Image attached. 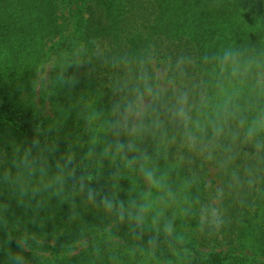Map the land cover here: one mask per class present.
<instances>
[{"label": "trees", "instance_id": "obj_1", "mask_svg": "<svg viewBox=\"0 0 264 264\" xmlns=\"http://www.w3.org/2000/svg\"><path fill=\"white\" fill-rule=\"evenodd\" d=\"M228 45L264 49V0H0V173L10 169L13 177H22L20 159L13 154L23 153L39 136L42 150L53 149L49 156L53 165L71 145L91 186L110 191L109 160L97 157L90 163L84 158L89 147L86 121L94 111L107 110L111 102L106 83L86 74L88 68L98 73L106 67L97 54L108 61L133 63L149 54L161 61L171 57L175 62L179 55L199 61L205 52ZM78 57L85 68L69 66ZM89 58L91 65H87ZM49 63L53 118L26 99L42 66ZM61 65L69 73H78L72 87L57 81ZM91 125L103 138L97 122L92 120ZM148 143L150 150L155 147ZM173 150H168L167 163L177 166L176 185L182 186L192 172L198 177L186 189L191 196L204 201L212 197L214 189L206 180L210 166L217 169L219 186L225 188L226 225L219 232L201 233L196 219L183 221L191 225L186 234L191 255L182 264H264V161L244 143L236 145L238 156L227 167H219L217 161L201 166L198 157H193L192 165H177ZM159 163L164 165L165 160ZM234 168L239 170L240 184L232 180ZM249 168L254 169L252 185L245 174ZM54 172V167L49 169V175ZM129 194L135 195L133 185L121 180L120 198ZM73 199L78 215L70 221ZM109 227L120 237L116 245L120 264H136L142 257H127L126 248L133 241L126 227L102 210L80 206L79 194L70 187L60 197L45 193L29 200L0 183V264H12L10 251L22 255L26 264H112L106 243ZM85 238L87 247L82 244ZM16 240H22L24 247L18 248ZM157 257L175 261L167 248Z\"/></svg>", "mask_w": 264, "mask_h": 264}, {"label": "clouds", "instance_id": "obj_2", "mask_svg": "<svg viewBox=\"0 0 264 264\" xmlns=\"http://www.w3.org/2000/svg\"><path fill=\"white\" fill-rule=\"evenodd\" d=\"M97 58L106 67L98 73L88 68L86 74H95L106 83L111 102L107 110L94 111L86 121L89 147L84 158L90 163L97 157L109 160L111 190L91 186V178L81 170L71 145L53 165L49 160L53 149L42 150L39 136L23 153L13 154L20 159L22 177H13L12 171L5 169L0 173V183L29 200L45 193L60 197L70 187L79 194L80 206L102 210L117 225L126 227L133 241L126 248L128 258L157 260V254L167 248L175 264H182L191 255L186 246L191 225L183 221L196 219V230L201 233L219 232L226 225L222 206L225 188L217 186L206 201L191 196L186 189L197 183L198 177L192 172L182 186L176 185L174 176L179 172L177 166L167 163L168 150L174 149L172 158L177 165H192L193 157H198L201 166L217 161L219 167H227L238 156L236 145L244 143L264 161V49L228 45L205 52L199 61L186 55H179L175 62L171 57L158 61L151 54L135 63L128 59L108 61L101 54ZM87 65H91V58ZM69 66L79 70L86 63L78 57ZM56 79L72 87L78 82V73H69L61 65ZM92 120L103 130V138L93 131ZM149 141L155 145L151 150ZM162 159L164 165L159 163ZM52 167L55 172L49 175ZM245 174L252 185L254 169H246ZM121 180L131 182L135 195L120 198ZM232 180L235 184L242 182L238 169L232 170ZM77 207L73 199L70 221L77 217ZM106 231L109 261L120 264L116 248L120 237L111 227ZM7 238L12 241L11 235ZM15 243L18 248L24 247L22 240ZM82 244L87 247L88 240L85 238ZM95 254L100 255L98 247ZM9 259L12 264H26L18 253L10 251Z\"/></svg>", "mask_w": 264, "mask_h": 264}, {"label": "rangeland", "instance_id": "obj_3", "mask_svg": "<svg viewBox=\"0 0 264 264\" xmlns=\"http://www.w3.org/2000/svg\"><path fill=\"white\" fill-rule=\"evenodd\" d=\"M158 61H161L160 59H157ZM51 71H52V64H45L42 66L38 78H37V84L28 95H26V99H29L33 102V104L41 110V112H44L49 118H53V110L52 105L50 101L51 96ZM138 179V178H137ZM207 183L213 187L215 190L217 186L220 185V182L217 178V169L213 166L209 167V170L207 172ZM249 252L247 255H251ZM260 259H263L262 257H259ZM167 261H171L172 264H175V261L171 259H162V260H145L144 258H139L138 262L136 264H166Z\"/></svg>", "mask_w": 264, "mask_h": 264}]
</instances>
